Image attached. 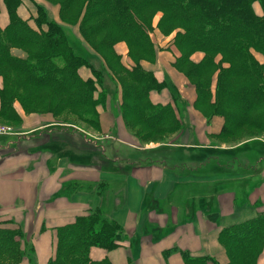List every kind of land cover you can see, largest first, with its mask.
Segmentation results:
<instances>
[{
	"label": "crops",
	"instance_id": "0c3cea01",
	"mask_svg": "<svg viewBox=\"0 0 264 264\" xmlns=\"http://www.w3.org/2000/svg\"><path fill=\"white\" fill-rule=\"evenodd\" d=\"M30 5L22 0L18 15L31 25L35 7ZM8 22L0 0V29ZM150 38L156 60L140 65L163 87L149 94L150 102L169 104L176 112L181 127L172 135L173 143L139 144L124 126L119 96L114 106L108 101L99 110L100 130L93 134L62 127L0 136V227L21 230L26 249L33 251L31 261L24 258L20 264H47L55 251V229L90 210L124 229L120 247L109 252L93 247L92 260L184 264L180 252L185 251L225 264L218 243L221 229L264 212V137L240 143L238 151L230 152L234 155L223 159L224 168L238 172L240 185L230 183L218 194L211 190L207 170L213 168L212 159L205 163L199 158L214 148L210 138L218 135L223 120H207L194 108L196 90L174 67L178 51L172 43L162 51V41ZM115 49L124 66H134L123 43ZM80 75L84 77L82 71ZM94 152L106 155L110 165L94 161ZM209 202L217 205L216 212L201 210ZM213 214L214 221L209 218ZM172 249L176 251L164 255ZM257 264H264V248Z\"/></svg>",
	"mask_w": 264,
	"mask_h": 264
},
{
	"label": "trees",
	"instance_id": "16d2710c",
	"mask_svg": "<svg viewBox=\"0 0 264 264\" xmlns=\"http://www.w3.org/2000/svg\"><path fill=\"white\" fill-rule=\"evenodd\" d=\"M2 1L9 22L0 29V67L8 66L28 85L60 92L62 97L53 108L68 109L79 115L89 128L99 131V111L96 108L104 105L99 95L107 96L108 89L99 90L96 99L93 93L98 85L102 86L99 81L102 71L93 69L97 78L94 83L82 79L78 70L89 64L74 53L62 25L46 20L44 10L36 7L37 16L33 22L38 27L46 25L48 30L35 31L29 21L18 15L22 0ZM65 1L68 4L70 0ZM84 1L81 21H93L85 33L104 32L102 46L109 48L114 59L111 65L106 66V72L121 94L118 107L123 119L135 117L136 122L150 130L146 132L150 136L171 134L181 127L169 104L150 102L149 94L163 87L152 72L140 65L144 60L154 63L156 51L150 38V25L140 18L138 12L143 8L156 7L164 12L163 20L168 24L164 33L178 30L173 45L182 54L174 62V67L195 88V106L199 108L206 103L212 109L203 113L207 120L214 116L223 118L216 138H229L242 127L264 133V69L252 55L254 49L264 54V0H258L262 5V15L256 14L252 7L256 0ZM116 39L126 41L128 48L133 50L130 51V59L134 66L122 64L115 49V43L119 42ZM14 45L27 47L31 53L24 58L13 56L9 51ZM197 51L205 54L204 63L193 65L185 62ZM215 63L217 66L221 63L222 68L208 69L207 80L200 79L207 64L215 67ZM85 106L90 109H84ZM6 108L4 102L0 117L10 121V116H3ZM216 217L217 214L209 216L213 221ZM55 232V251L47 264H111L108 258L92 260L90 250L93 247L107 252L115 250L120 247L124 235L122 226L103 218L99 210H90L74 222L57 227ZM218 242L226 251L225 264H257L264 248V213L221 229ZM26 246L21 230L0 227V264H19L24 258L31 260L33 251ZM173 251L176 250H168L164 255ZM180 254L184 264H219L212 257H192L185 251Z\"/></svg>",
	"mask_w": 264,
	"mask_h": 264
},
{
	"label": "rangeland",
	"instance_id": "374dc122",
	"mask_svg": "<svg viewBox=\"0 0 264 264\" xmlns=\"http://www.w3.org/2000/svg\"><path fill=\"white\" fill-rule=\"evenodd\" d=\"M25 1L33 5V7L30 5L32 8L35 7V9H33L35 10L34 11L35 17L37 16L36 7H40L44 10V12L47 15L46 20L54 21L55 23L62 25L63 30L68 37L67 40L69 44L72 46L73 51H75L74 53L80 57L85 58L89 64V66H83L78 70L79 75H80V71H82L84 74L83 75L84 77L80 75L82 79H89L94 83V81L96 82L97 78L93 69L102 71L101 79L99 78V81L102 86L98 85L97 91L93 93L94 99H96L98 94H100L97 93L99 92V90H101L102 92L103 90H105V87H107L109 91L108 90L106 91L108 94L107 96L105 95V97L101 94L99 95L100 98L102 97V100L104 101L103 103L104 105L98 106L96 110L99 111L101 108L105 107L108 101H112V105L114 106L115 103L117 102L118 96H119L118 100L120 102L121 94L117 89L116 84L111 80L110 76L108 75L109 73L107 74L106 72L107 71L106 66L109 64L111 65L114 59L112 58V54L109 48L107 46L106 47L102 46L101 41L104 40L103 39L104 32L93 34L90 31V33L88 32L85 33L89 25L93 23V21H89V22L81 21L82 20L81 13L82 11L85 10V1L70 0L68 4H65L66 2L65 0H25ZM252 7L256 14L262 15L263 13L262 5L258 0H256L253 3ZM138 14L143 21H145L146 23L148 22V25H150L151 37L155 38V40L158 43H159L158 40L162 41V47L161 48L159 47L160 50L163 51L166 48H168L166 45L168 43L173 44L174 38L176 37L178 30L173 29L168 34L166 32L164 33V29H166L168 24L164 23L163 20L164 12L161 9L156 7L143 8L138 12ZM31 26L35 31H39L42 28H44L45 31L48 30V27L46 25L44 27L43 26L38 27V24H36L35 22L31 24ZM173 28H176V25L173 26ZM84 34H86V37H84ZM116 40H114L113 42H115ZM120 43H123L126 46L127 56L130 59L131 58L130 51L133 52V50L128 48V44L124 40L123 41L119 40V42L117 41V43L115 44L117 45ZM175 50L178 51L179 53L178 58H180L182 53H180V51L177 48H175ZM155 51H157L156 48ZM9 52L13 56L22 57V58L26 57L27 53L28 54L31 53L27 47H22L19 45H14ZM252 55L256 62H258L261 66L263 65V69H264V54L254 49L252 50ZM203 57H205V54L201 51L199 52L197 51L189 55L188 59L185 60V62L188 63L190 62L193 65H196L204 60ZM217 58L218 60L221 59L220 57ZM144 62H149V61L144 60ZM221 63L218 66L215 63L216 64L215 67L211 65L208 67V64H210L208 63L206 69L202 70V73L200 74L201 75L200 79L205 78V80H207V78L209 77V73L207 72L208 69L213 70L212 68H214L215 71L218 68H222ZM85 76L88 77L85 78ZM61 97L62 94L60 92H57L50 88L33 87L31 85H28V83H25L21 78V76L17 74L15 71H13L11 68H9L6 65L1 66L0 67V108L5 102L7 108L3 113V116L5 118L10 116L9 118L10 121L0 117V130L8 129L14 133L31 130L24 134L30 136V135H35L42 130L44 131V129L50 130L52 128L60 129L64 127L70 129V131L72 132L79 131L80 133L84 134V131L85 132L87 131L93 134L94 130L89 128V125L85 124L82 121V119H80L81 117L79 115L72 114L68 109L66 110L60 108L58 110H55V108H53L54 106L57 105V102L60 100ZM201 105L202 106L197 108L194 103V108L201 114L210 112L212 110L209 108V106L206 105V103L205 104L202 103ZM83 108L90 109L87 106ZM92 112L89 115H91ZM174 114L175 117L177 118L175 111ZM218 117L223 120L222 117L220 116ZM122 120L124 122V126L128 129L129 132L132 133V136L138 141L139 144L173 143L172 140L174 139L172 135L179 132L180 130L179 129L177 131H173L171 134L170 133L160 134V135L155 134V136H150V134L148 135L146 133L149 132L150 130H147L139 122H136L135 117L130 116L127 117L126 119L122 118ZM258 136L264 137V133L258 132L252 128L246 129L245 127H242L240 130L234 132V134L229 138H225V139H219L216 137L210 138L212 144L214 143L213 145L214 148L209 149L208 152H203L199 160H202L201 162L206 163L208 162L209 159H212V163L210 164L212 165L213 168L207 170V174L210 176L208 177V179L212 181V184H210L209 186L211 190H214V192L216 191V193L218 194L219 192L222 193V190L230 183L233 184L234 186L236 184L237 186L240 185L238 179L239 178L238 172L229 171L228 169L224 168L223 159L225 158L228 159L230 155L231 156L234 155L231 154L230 152L238 151L240 143ZM44 137L42 138V141ZM223 152H226L227 155H223ZM94 154L98 155V157L95 158L94 161H96L97 163L98 162L102 163L104 167L110 165L111 162L106 160L105 155L104 157H101L99 155V152H94ZM236 191H238L237 188ZM203 207L204 209L201 210H203L204 213L207 212L209 214L216 212L217 205H214L213 202L211 203L209 202V204L205 203ZM101 215H105V214H101ZM146 230L147 228L145 227V229H143L142 232ZM168 230L170 231V229ZM150 231L151 230H149L148 232ZM221 248L224 251L223 253L227 258L225 249H223L222 246Z\"/></svg>",
	"mask_w": 264,
	"mask_h": 264
},
{
	"label": "built area",
	"instance_id": "2783aa9c",
	"mask_svg": "<svg viewBox=\"0 0 264 264\" xmlns=\"http://www.w3.org/2000/svg\"><path fill=\"white\" fill-rule=\"evenodd\" d=\"M66 129H68V128H66ZM13 134H14V132H12V131H10L8 129H2V130H0V136H3V135H13Z\"/></svg>",
	"mask_w": 264,
	"mask_h": 264
}]
</instances>
